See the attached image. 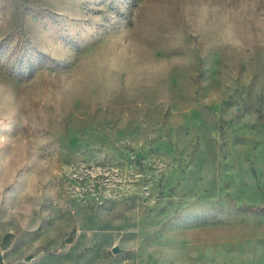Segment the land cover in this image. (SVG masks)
<instances>
[{"label": "rangeland", "instance_id": "obj_1", "mask_svg": "<svg viewBox=\"0 0 264 264\" xmlns=\"http://www.w3.org/2000/svg\"><path fill=\"white\" fill-rule=\"evenodd\" d=\"M0 162L30 264H264V0H0Z\"/></svg>", "mask_w": 264, "mask_h": 264}, {"label": "crops", "instance_id": "obj_2", "mask_svg": "<svg viewBox=\"0 0 264 264\" xmlns=\"http://www.w3.org/2000/svg\"><path fill=\"white\" fill-rule=\"evenodd\" d=\"M0 165L6 163L0 162ZM1 218L4 219V216L0 215V264H30L25 256L26 249L24 246L20 247V235L13 229L2 228L1 224L4 220Z\"/></svg>", "mask_w": 264, "mask_h": 264}]
</instances>
